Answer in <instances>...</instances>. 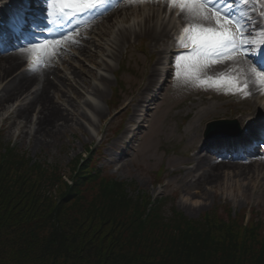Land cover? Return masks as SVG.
<instances>
[{
  "label": "rangeland",
  "instance_id": "374dc122",
  "mask_svg": "<svg viewBox=\"0 0 264 264\" xmlns=\"http://www.w3.org/2000/svg\"><path fill=\"white\" fill-rule=\"evenodd\" d=\"M57 57L52 64L59 61V68L56 67L59 76L56 83L49 86V95L58 113L51 119L46 118L47 104L41 96L30 104L24 120L16 116L3 122L18 106L15 100L35 89L31 85L0 109L3 139L14 141L30 162L40 161L48 176L56 173L63 182L72 176L76 160L84 154L86 146L92 145L99 159L97 168L104 169L101 170L103 175L127 183L125 192L132 198L162 194L165 205L161 209L164 207L166 217L172 216L174 211L193 219L210 213L226 221L236 219L239 225L250 222L258 226L260 238H264V160L255 161L243 175H234L221 168L212 172L207 181L195 183L202 173L195 167L196 154H212L203 150L207 123L236 119L240 110L251 106V101L242 94H227L212 88L205 90L204 86L185 82L183 77L177 79L176 75H168L165 84L154 93L153 100L139 108L138 94L147 82L146 75L158 61V54L145 43L130 48L124 58L104 56L107 59L104 63L99 54L91 59L73 54L67 47ZM226 68H208L203 77L215 78L219 75L217 72L222 71L228 76L235 74L231 71L233 67ZM102 74L106 77L103 83ZM4 79H0V90L6 84V81L1 83ZM98 83H101L104 96L97 98L95 106L102 112L95 115L89 112L92 117L87 114V119L84 109L90 110L89 93ZM9 106H13L10 111L7 110ZM66 116L73 118L72 127L59 131L55 138L43 136L39 131L42 124L53 128ZM99 148L101 151H97ZM62 181L54 184L49 193L59 196L65 189ZM86 186L89 187L83 189L85 196L95 193L91 188L96 184Z\"/></svg>",
  "mask_w": 264,
  "mask_h": 264
},
{
  "label": "trees",
  "instance_id": "16d2710c",
  "mask_svg": "<svg viewBox=\"0 0 264 264\" xmlns=\"http://www.w3.org/2000/svg\"><path fill=\"white\" fill-rule=\"evenodd\" d=\"M0 162V264H264L258 226L208 213L161 210L124 182L102 181L90 196L42 165L16 171ZM46 173V175L44 174ZM40 176V178H37ZM82 175L75 191L86 185ZM62 181L58 195L49 191ZM68 190V191H67Z\"/></svg>",
  "mask_w": 264,
  "mask_h": 264
},
{
  "label": "bare ground",
  "instance_id": "6f19581e",
  "mask_svg": "<svg viewBox=\"0 0 264 264\" xmlns=\"http://www.w3.org/2000/svg\"><path fill=\"white\" fill-rule=\"evenodd\" d=\"M251 0H247L249 5ZM168 0H131L126 3H122L118 9L113 10L110 13L104 14L101 17L96 16L95 18H86L79 21L76 26V34L73 32L70 34H63L57 30L55 22H50V29L54 34H59L60 40L64 42L65 47H70L73 54L81 55L82 57H92L91 59H96L97 54L102 56V62H107V59L104 56L113 57L117 54H122L123 50L126 47L132 46L133 42L138 39H145L148 42V46L158 54V60L161 63H166V56L162 58V53L167 54L170 49L175 48L174 45L170 42V39L173 37L171 30L173 28H178L177 24H174L173 28L169 29L168 25L170 24V19L167 20L166 16L168 13L169 7ZM175 11L179 10L177 7L174 8ZM173 9V10H174ZM165 14L164 17H161L162 14ZM178 17L183 18L184 21L194 23L191 21L185 14L179 11ZM134 17L133 24L128 25H118L119 21H127L131 17ZM122 18V19H121ZM121 19V20H118ZM118 27L115 31V34H112V29ZM101 26V27H100ZM249 31V29H247ZM99 31V32H98ZM250 32V31H249ZM78 36L76 37V35ZM109 37V38H108ZM67 38V39H65ZM99 38V39H98ZM107 38L109 41H107ZM101 40L104 42L101 43ZM32 40H26L22 45L19 46V49L10 51L0 57V79L1 83L6 82L5 92H0V109L5 108V103L12 100L14 96L18 95L22 90H27L35 81H38L41 86L37 88L34 92L31 93L33 101L36 98L41 97L44 102L47 104L46 118H53L55 114L58 113L56 107L53 105V102L50 100V85L56 83L55 79H58L59 73L56 71V67L59 68V65H56L55 62L53 67L51 64L53 59L50 62H45L46 64L43 67L35 68L34 62L29 60L27 66H24L25 60H22L24 56H28L26 52H22L21 49L28 48ZM63 46V49L65 47ZM94 47V49H93ZM62 47L58 49L60 55L63 50ZM96 50H98L96 52ZM39 55V54H37ZM55 57H57L55 55ZM54 57V58H55ZM103 62V63H104ZM229 62L225 64L213 66L212 69H220L224 66H227ZM233 64L237 66L236 70L240 73L241 70L246 72L248 67L251 66L250 61L247 58H238L233 61ZM109 64H105L108 66ZM109 67V66H108ZM16 73V74H14ZM13 75L9 80L6 76ZM165 74L163 67H160L159 64L154 65L151 69L149 75L147 76L143 87L137 98V106L140 108L144 106L148 101L153 100L154 89L158 88L162 79V76ZM6 76V77H5ZM101 83L106 82L105 75L102 74L100 77ZM101 83L96 84L93 89L92 96L90 98V113L95 115L102 112L100 107L95 106L97 98L104 96L103 89L101 88ZM12 86V89L9 90V86ZM262 88L258 84H253L249 82L248 90L251 93L247 96V100L251 101V106L244 108L239 111L238 119L242 123H246L247 116L252 114L258 108L264 110V105L257 104V100L260 98L259 95L262 92ZM264 103V99H263ZM257 104V105H256ZM12 107H8L7 110L10 111ZM30 105L27 107L20 108L19 110H12L4 117V122L7 120H13L16 116L19 118L27 117L30 110ZM63 116V115H62ZM85 116V115H84ZM64 117V116H63ZM87 119V115L85 116ZM73 118L70 119L69 116H66L62 123H58L56 126L53 125V128H49L48 125L42 124L39 128V131L44 134L43 136L55 138L58 135L59 131H64L72 127L71 123ZM60 124V125H59ZM71 124V125H70ZM50 129V130H49ZM45 137V140L47 138ZM23 138V137H22ZM220 139L209 138L203 147L204 152L206 150H213L215 147L220 145ZM212 152V151H211ZM197 155V164L196 168L202 170L200 176L197 177L195 183L199 184L207 181L211 177V173L218 171L219 169L225 168V170L230 171L234 175H243L250 169L251 164H254L255 161L264 160V154L256 156V158L248 159L246 161L233 160L231 158H225L219 160L217 156L214 155H203L201 153ZM224 170V171H225ZM214 175V174H213Z\"/></svg>",
  "mask_w": 264,
  "mask_h": 264
},
{
  "label": "snow or ice",
  "instance_id": "6c2138e0",
  "mask_svg": "<svg viewBox=\"0 0 264 264\" xmlns=\"http://www.w3.org/2000/svg\"><path fill=\"white\" fill-rule=\"evenodd\" d=\"M104 3L106 0H48L47 11L50 20L56 22L102 7ZM168 3L194 21L184 28V35L178 41L184 51L175 58L177 79L183 77L185 82L204 86L205 90H224L227 94L245 97L251 94L249 82L264 87V59H260L264 57V29L257 34L258 38L253 37L246 24L233 13L232 0H168ZM261 16L264 18V12ZM60 47L59 40L45 38L21 51L29 54L34 64L43 65L58 54ZM237 54L254 60L246 72L241 70L244 79L240 73L203 77L212 64L222 63L224 59L235 61Z\"/></svg>",
  "mask_w": 264,
  "mask_h": 264
}]
</instances>
